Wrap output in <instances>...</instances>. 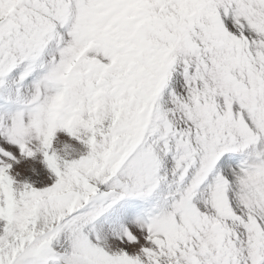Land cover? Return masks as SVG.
Returning a JSON list of instances; mask_svg holds the SVG:
<instances>
[{"label":"snow or ice","instance_id":"obj_1","mask_svg":"<svg viewBox=\"0 0 264 264\" xmlns=\"http://www.w3.org/2000/svg\"><path fill=\"white\" fill-rule=\"evenodd\" d=\"M0 264H264V0H0Z\"/></svg>","mask_w":264,"mask_h":264}]
</instances>
